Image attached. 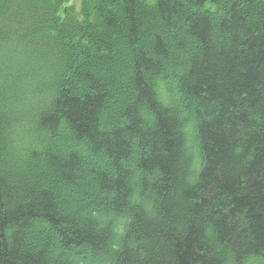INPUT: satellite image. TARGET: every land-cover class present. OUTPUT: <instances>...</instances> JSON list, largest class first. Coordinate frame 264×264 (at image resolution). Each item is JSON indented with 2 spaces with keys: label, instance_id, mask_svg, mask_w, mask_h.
Masks as SVG:
<instances>
[{
  "label": "trees",
  "instance_id": "obj_1",
  "mask_svg": "<svg viewBox=\"0 0 264 264\" xmlns=\"http://www.w3.org/2000/svg\"><path fill=\"white\" fill-rule=\"evenodd\" d=\"M69 2L0 0V264H264V0Z\"/></svg>",
  "mask_w": 264,
  "mask_h": 264
},
{
  "label": "rangeland",
  "instance_id": "obj_2",
  "mask_svg": "<svg viewBox=\"0 0 264 264\" xmlns=\"http://www.w3.org/2000/svg\"><path fill=\"white\" fill-rule=\"evenodd\" d=\"M80 1L81 0H70V4H74L77 8H79V6H80ZM120 50H122L121 48H120ZM95 62L96 63H98V64H100L103 68H105L106 66H108V63L106 62V61H102V60H100L98 57H96L95 58ZM120 67V66H119ZM118 67V65L116 66V69H118L119 68ZM84 68H88L92 73H96L97 71H95L94 70V66H92V65H84ZM115 69V70H116Z\"/></svg>",
  "mask_w": 264,
  "mask_h": 264
}]
</instances>
